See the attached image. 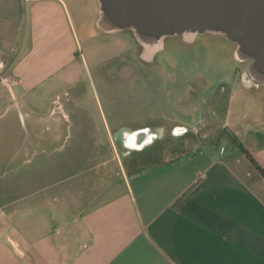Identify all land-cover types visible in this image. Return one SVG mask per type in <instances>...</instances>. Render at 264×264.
Listing matches in <instances>:
<instances>
[{
	"label": "crops",
	"instance_id": "1",
	"mask_svg": "<svg viewBox=\"0 0 264 264\" xmlns=\"http://www.w3.org/2000/svg\"><path fill=\"white\" fill-rule=\"evenodd\" d=\"M102 21L0 0V264H264V78L182 90Z\"/></svg>",
	"mask_w": 264,
	"mask_h": 264
},
{
	"label": "water",
	"instance_id": "2",
	"mask_svg": "<svg viewBox=\"0 0 264 264\" xmlns=\"http://www.w3.org/2000/svg\"><path fill=\"white\" fill-rule=\"evenodd\" d=\"M100 5L109 28L133 30L144 41L220 32L264 78V0H100Z\"/></svg>",
	"mask_w": 264,
	"mask_h": 264
},
{
	"label": "rangeland",
	"instance_id": "3",
	"mask_svg": "<svg viewBox=\"0 0 264 264\" xmlns=\"http://www.w3.org/2000/svg\"><path fill=\"white\" fill-rule=\"evenodd\" d=\"M96 24L99 27V22ZM125 31L129 32L131 30ZM150 42H154L155 44L161 43V46L157 48L159 50L153 52L152 59L158 56V61L161 64L160 69L163 70V73H172L175 75V78L184 80L181 86L182 90L188 87L187 82L190 79H196L198 75L212 79V84L215 85L213 88L216 87L215 89L217 90L223 89L222 84L228 85L232 89L237 88V83H233L231 80L235 74H244L247 79L255 80L252 77V70L249 69L251 60L241 57L238 52V45L229 41L220 32L209 31L202 34L187 33L165 37L158 41L143 40L140 44V50L144 60L149 58L148 52L151 51V47L149 46ZM163 42H165V46L161 48ZM85 70L86 74L81 79L80 84L75 86V91L80 90L79 93L81 96H78L79 103L84 108H87L88 111L95 114L98 112L96 103L97 82L91 64ZM228 80L231 81L229 82ZM254 83L260 88V85H263V83ZM193 85V88L198 86L194 83ZM71 92L73 91L68 90V93L65 94L66 99L70 97L69 93L71 94Z\"/></svg>",
	"mask_w": 264,
	"mask_h": 264
},
{
	"label": "bare ground",
	"instance_id": "4",
	"mask_svg": "<svg viewBox=\"0 0 264 264\" xmlns=\"http://www.w3.org/2000/svg\"><path fill=\"white\" fill-rule=\"evenodd\" d=\"M101 24L104 27H108V25L104 21H102ZM152 43H150V45H149L151 47V51L148 52L149 57L152 55V53L155 51V49H157L159 46H161V43H158V44H155L154 42H152Z\"/></svg>",
	"mask_w": 264,
	"mask_h": 264
},
{
	"label": "trees",
	"instance_id": "5",
	"mask_svg": "<svg viewBox=\"0 0 264 264\" xmlns=\"http://www.w3.org/2000/svg\"><path fill=\"white\" fill-rule=\"evenodd\" d=\"M243 151L248 155V157L251 159V161L253 162V164H255V166L262 172V174L264 175V170L261 169V167L257 164V162L253 159V157L248 153V151L246 149H244V147L242 146Z\"/></svg>",
	"mask_w": 264,
	"mask_h": 264
},
{
	"label": "flooded vegetation",
	"instance_id": "6",
	"mask_svg": "<svg viewBox=\"0 0 264 264\" xmlns=\"http://www.w3.org/2000/svg\"><path fill=\"white\" fill-rule=\"evenodd\" d=\"M150 43H152V42H150Z\"/></svg>",
	"mask_w": 264,
	"mask_h": 264
}]
</instances>
